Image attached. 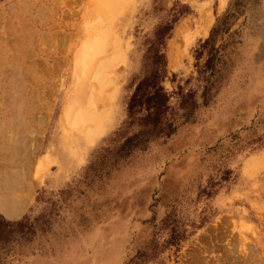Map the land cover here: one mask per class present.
<instances>
[{
	"label": "rangeland",
	"instance_id": "374dc122",
	"mask_svg": "<svg viewBox=\"0 0 264 264\" xmlns=\"http://www.w3.org/2000/svg\"><path fill=\"white\" fill-rule=\"evenodd\" d=\"M0 264H264V0H0Z\"/></svg>",
	"mask_w": 264,
	"mask_h": 264
},
{
	"label": "bare ground",
	"instance_id": "6f19581e",
	"mask_svg": "<svg viewBox=\"0 0 264 264\" xmlns=\"http://www.w3.org/2000/svg\"><path fill=\"white\" fill-rule=\"evenodd\" d=\"M88 118H89V116H87ZM87 117H84V119H86ZM88 118H87V120H88ZM90 119H91V117H90ZM95 117H93V121H95ZM7 179H9V178H7ZM9 181V180H8ZM7 182V181H6ZM5 182V183H6ZM7 184V183H6ZM8 184H9V182H8ZM8 186H10V185H8ZM9 189H10V187H9ZM12 189V188H11ZM10 189V190H11ZM7 202V201H6ZM10 203V202H9ZM9 205H11V204H8V206ZM24 205V204H23ZM23 205L20 207H17V208H12V209H7V208H9V207H5L6 209H4V212H5V214L8 216V217H15V216H19L20 214H21V212H22V208H23Z\"/></svg>",
	"mask_w": 264,
	"mask_h": 264
}]
</instances>
